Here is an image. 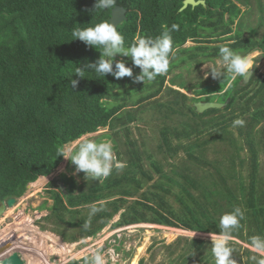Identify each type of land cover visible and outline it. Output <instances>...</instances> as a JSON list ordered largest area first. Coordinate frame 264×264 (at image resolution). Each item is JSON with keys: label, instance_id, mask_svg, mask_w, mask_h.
I'll use <instances>...</instances> for the list:
<instances>
[{"label": "trees", "instance_id": "16d2710c", "mask_svg": "<svg viewBox=\"0 0 264 264\" xmlns=\"http://www.w3.org/2000/svg\"><path fill=\"white\" fill-rule=\"evenodd\" d=\"M204 1L183 8L184 0H115L114 7L121 6L126 13L116 27L126 47L137 37H157L166 28L171 30L174 54L167 73L143 85L129 77L104 78L90 69L84 71V78L74 74L80 65L94 62L99 52L73 39V29L110 21L114 7L92 11L95 0H0V201L22 196L29 183L55 172L64 159L56 157L57 149L82 135L108 127L114 134L105 132L102 137L116 144L122 132L130 138V124L139 119L130 105L154 100L171 71L220 57L219 46L225 45L241 55L261 53L254 57L253 64L258 65L249 81L237 76L223 91L232 76L228 73L206 90L195 88L207 83L192 84L197 93L221 95L218 101L228 100L225 106L198 112L194 102L203 97L187 102L186 94L174 86L189 87L172 77L169 98L152 105L167 121L155 145L162 160L149 154L141 142L144 150L131 148L125 153L129 159L123 168L114 164L109 177L92 180L87 190L77 194L75 178L63 173L59 182L52 183L58 190H52L54 204L48 218L60 230H73L71 235L61 230L60 235L74 242L98 235L119 213L116 227L149 222L218 234L221 215L239 207L244 218L231 236L249 244L253 236L264 237V187L258 184V156L264 151V72L260 70L264 0ZM173 24L178 27L171 29ZM188 39L196 44L185 47ZM119 57L132 66L129 57ZM138 72L133 66L134 75ZM72 79L79 81L76 89L70 86ZM223 109L229 112L218 114ZM236 119L244 124L234 126ZM226 138L236 151L227 162L209 160L207 146ZM114 147L122 159L124 152ZM241 148L248 150L244 160L238 153ZM181 153L184 164L177 161ZM236 161L241 165L246 161V166L239 167ZM92 204L100 211L90 216ZM186 242L174 262L193 259L197 264H215L211 241Z\"/></svg>", "mask_w": 264, "mask_h": 264}, {"label": "rangeland", "instance_id": "374dc122", "mask_svg": "<svg viewBox=\"0 0 264 264\" xmlns=\"http://www.w3.org/2000/svg\"><path fill=\"white\" fill-rule=\"evenodd\" d=\"M233 27L235 29L237 28V22L234 23ZM194 44H196L194 41L188 39L184 46L189 47ZM259 53L260 51L255 50L248 54L252 56L253 63L255 62L254 57H257ZM119 59H121V57H119ZM219 59L220 57H216L203 62L207 65L215 66ZM203 62L201 64H193L185 68L171 71L166 76L163 92L154 97V100H150L139 106H129V108L136 110L139 118L130 124V138L126 136L125 132H122L119 135V142L116 144L111 138L102 137L101 135L105 132L114 134L112 129L108 127L101 128L99 131L87 135L97 141L106 140L112 143L115 157L114 164L123 163L125 165L126 161L129 159V154L125 155V153L131 148H136L139 152H141L140 150L143 151L144 147H140L141 142H145V149H147L149 154H152L155 159L161 161V156L155 153V145L158 131L167 121L166 118L164 119L160 115L161 112L152 107L153 102H157V99L164 101L169 98L168 94L171 92L169 89L170 86L173 85L171 84V78L174 76H176L178 81H181V84L186 82L189 87L181 88L174 86V88L186 94L187 102H192V98L197 97H203V101H218L221 95H217V93H197L193 90L192 84L195 82L213 85L219 80L213 79L211 75L205 77V72L208 71V69L203 68ZM260 70L264 72V59L260 64ZM222 78L223 77L220 78V81ZM233 80L231 76L226 84H224L222 90H226ZM196 87L198 88L199 86ZM138 93H141V91ZM218 93H220V91H218ZM209 95H213L212 98H208ZM131 99L133 100V98ZM130 104L132 103L130 102ZM228 112L229 111L223 109L219 111L218 114ZM129 139L134 143L129 142ZM73 143H75V141L67 145ZM135 143L136 146H133ZM114 146L120 149L121 152H124V154L122 153V159H118L117 151ZM235 151L236 148L230 144V138H226L209 144L205 153L209 160L217 162L219 160L223 162L224 160V162H227L226 158ZM238 153L243 160L249 155L248 150L245 148L239 149ZM184 157V154L181 153L177 161L179 163L183 161L182 164H184ZM258 157V184L264 187V151L263 153L260 152ZM143 163H145L148 169L149 161L145 156H143ZM236 164L239 167L242 165L246 166V161H244L242 165L240 161H236ZM73 168L74 166L70 161L63 159L55 172L49 176L40 177L38 180L31 182L25 193L17 197V204L7 208L6 212L0 218V248L6 243L12 245L9 246L8 244L10 248L6 249V252L3 250V253H5L4 255H2L0 251V257L10 254L13 250H20L28 259L29 264H84L82 259L84 256L88 255L91 251H99L105 258V264H170V261H173L172 264H180L176 263V261L174 262V256L183 251L182 248L184 249V246L188 244V242H186L187 239L204 240L210 243V236L216 235V233L211 232L192 231L185 228L158 225L149 222L116 227L115 224L121 219V213H119L98 235L84 237L75 242L68 241L64 236L60 235V231L63 230L70 235L74 231L67 227H63L60 230V226L55 224L48 216L52 213L50 207L54 204V198L51 196L52 190H58L56 187L57 185L52 183L56 179L58 180L63 173L68 176H73ZM73 177L78 185L75 192L76 194L80 190H87L92 181L90 179L86 181L83 173ZM135 198L137 197H130V200ZM12 242L18 243L17 248H12V246H14ZM229 247L233 249L232 258L235 264H247V260L250 261L248 264H255L256 259L254 260L253 257L257 258L259 254L252 249L251 244L236 236H230ZM179 249H181V251ZM246 252L249 253V257ZM185 264L197 263L191 259Z\"/></svg>", "mask_w": 264, "mask_h": 264}, {"label": "clouds", "instance_id": "9594fccd", "mask_svg": "<svg viewBox=\"0 0 264 264\" xmlns=\"http://www.w3.org/2000/svg\"><path fill=\"white\" fill-rule=\"evenodd\" d=\"M114 3L115 0H95L92 11L110 9L114 7ZM177 27L173 24L171 29ZM170 31L166 28L157 37H137L130 46L126 47L124 37L110 21H101L84 28H74L73 39H79L99 52V56L94 62H88L84 66L80 65L74 74L84 78V71L90 69L104 78L107 75H111L116 80L129 77L133 83H143L144 85L146 81L154 80L158 75L167 73L169 69V57L174 54ZM118 55L129 57L132 66H129L126 60L116 59ZM219 55L220 59L215 66L203 62V68L208 69L205 72V77L211 75L213 79H220L228 73L232 74L233 79L239 76L245 81L253 77V69L258 63L253 64L251 55L238 54L225 45L219 46ZM133 66L139 69L135 75ZM78 83L77 79H72L71 88L76 89ZM233 124L242 126L244 120L236 119ZM60 156L70 161L74 166L73 176L83 173L86 181L106 179L111 175L114 167L115 157L112 143L106 140L97 141L88 135L80 136L73 144L59 147L56 157ZM124 166L123 163L115 164L117 168ZM89 208L90 216L100 211L95 204L90 205ZM243 218L244 211L239 207L221 215L218 225L220 232L210 236L215 264H235L232 258L233 249L229 247V239L231 233L240 227ZM84 227L87 228L88 224L86 223ZM250 239L252 249L261 257L257 260V264H264V237L253 236ZM82 259L84 264H105V258L99 251H91ZM253 259L255 260L256 257Z\"/></svg>", "mask_w": 264, "mask_h": 264}, {"label": "water", "instance_id": "95a60500", "mask_svg": "<svg viewBox=\"0 0 264 264\" xmlns=\"http://www.w3.org/2000/svg\"><path fill=\"white\" fill-rule=\"evenodd\" d=\"M199 3H205L204 0H184L183 8L188 6L189 4L197 5ZM126 18L125 9L121 6H115L112 9V16L110 18V22L117 27V25ZM246 81H249L246 79ZM212 84H207L195 90H206L210 88ZM226 102H218V101H196L194 102V106L198 112H203L205 109L210 107H222ZM30 183L28 184V187ZM18 198L15 196H10L2 201H0V218L6 212L7 208L14 206L17 204ZM0 264H29L28 259L24 256V254L20 250H13L10 254H7L3 257H0Z\"/></svg>", "mask_w": 264, "mask_h": 264}, {"label": "bare ground", "instance_id": "6f19581e", "mask_svg": "<svg viewBox=\"0 0 264 264\" xmlns=\"http://www.w3.org/2000/svg\"><path fill=\"white\" fill-rule=\"evenodd\" d=\"M31 221V220H30ZM30 226V225H29ZM19 240V239H18ZM11 242V241H10ZM14 242V241H13ZM12 242V243H13ZM19 242H21V241H19ZM8 244L9 243H6L4 246H2L1 248H0V251L2 252V255H4L5 253H3V250L5 251L6 249H8V248H10V247H8ZM12 245V244H11ZM10 244H9V246H11ZM13 245L14 246H12V248L13 247H16L17 248V246H18V243H13ZM64 245V244H63ZM20 247H21V245H20ZM6 252V251H5ZM3 257V256H2Z\"/></svg>", "mask_w": 264, "mask_h": 264}, {"label": "flooded vegetation", "instance_id": "af4514ba", "mask_svg": "<svg viewBox=\"0 0 264 264\" xmlns=\"http://www.w3.org/2000/svg\"><path fill=\"white\" fill-rule=\"evenodd\" d=\"M214 85H215V84H214ZM212 86H213V85H212ZM194 88H195V87H194ZM227 101H228V100H227ZM225 105H226V104H225ZM225 105H224V106H225ZM222 107H223V106H222Z\"/></svg>", "mask_w": 264, "mask_h": 264}]
</instances>
